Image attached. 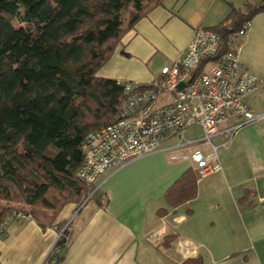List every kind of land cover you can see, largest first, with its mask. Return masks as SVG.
Segmentation results:
<instances>
[{
    "label": "crops",
    "instance_id": "crops-1",
    "mask_svg": "<svg viewBox=\"0 0 264 264\" xmlns=\"http://www.w3.org/2000/svg\"><path fill=\"white\" fill-rule=\"evenodd\" d=\"M261 2L164 0L122 37L98 75L150 83L183 54L198 26L213 28L232 6L246 12ZM251 21L239 53L242 67L263 81L246 104L264 113V10ZM201 134L195 128L187 138ZM223 141L213 139L220 169L199 178L193 199L171 207L165 195L186 171L199 172L191 159L173 158L196 146L144 155L104 172L97 183L101 199L79 210L68 204L51 226L33 218L9 222L0 234V264H42L72 217L69 240L52 264H185L196 257L203 264H264V118L239 127L228 147Z\"/></svg>",
    "mask_w": 264,
    "mask_h": 264
},
{
    "label": "trees",
    "instance_id": "trees-1",
    "mask_svg": "<svg viewBox=\"0 0 264 264\" xmlns=\"http://www.w3.org/2000/svg\"><path fill=\"white\" fill-rule=\"evenodd\" d=\"M163 1L0 0V227L16 211L51 226L68 204L90 195L78 177L82 145L119 115L126 96L120 81L98 72L122 37ZM263 10L264 0L246 12L232 6L208 28L221 38L218 54L229 34ZM199 178L197 170L186 171L166 192L168 205L196 197ZM101 197L97 189L89 201ZM66 243L62 236L51 258ZM185 264L203 263L196 257Z\"/></svg>",
    "mask_w": 264,
    "mask_h": 264
},
{
    "label": "built area",
    "instance_id": "built-area-1",
    "mask_svg": "<svg viewBox=\"0 0 264 264\" xmlns=\"http://www.w3.org/2000/svg\"><path fill=\"white\" fill-rule=\"evenodd\" d=\"M251 26L252 21L248 20L239 31L229 34L227 48L220 54L219 34L198 26L183 54L164 66L161 76L146 84L120 81L126 96L119 115L91 131L82 145L84 161L78 177L90 187L91 193L78 210L98 189V180L104 172L159 150L173 152L196 146L192 153H178L173 158L191 159L200 177L220 169L219 146L213 139L223 137L221 146L228 147L239 127L264 118V113H256L246 104L248 94L263 81L241 63L238 40ZM215 54L216 59L198 71L203 59ZM181 83L185 84L182 89ZM234 117L240 118L239 123L227 125ZM195 128H200L202 134L195 139L187 138V132ZM174 140L175 144L166 145ZM30 218L14 212L1 225L0 234L9 222ZM73 218L59 229V239L63 236L68 242ZM51 256L52 253L48 254L42 264H52Z\"/></svg>",
    "mask_w": 264,
    "mask_h": 264
},
{
    "label": "rangeland",
    "instance_id": "rangeland-1",
    "mask_svg": "<svg viewBox=\"0 0 264 264\" xmlns=\"http://www.w3.org/2000/svg\"><path fill=\"white\" fill-rule=\"evenodd\" d=\"M237 1V0H236ZM13 24L14 25H16V26H19L20 24L17 22V21H13ZM189 135V134H188ZM216 140V139H215ZM173 142H175V141H171V142H168V143H166V144H170V143H173ZM69 222V221H68ZM68 222H66L63 226H65ZM62 226V227H63Z\"/></svg>",
    "mask_w": 264,
    "mask_h": 264
},
{
    "label": "water",
    "instance_id": "water-1",
    "mask_svg": "<svg viewBox=\"0 0 264 264\" xmlns=\"http://www.w3.org/2000/svg\"><path fill=\"white\" fill-rule=\"evenodd\" d=\"M184 86H185V84H184V83H181V84L179 85V88L182 89Z\"/></svg>",
    "mask_w": 264,
    "mask_h": 264
}]
</instances>
